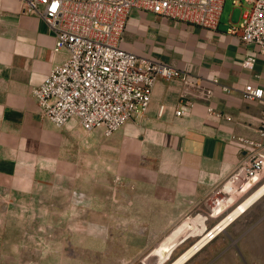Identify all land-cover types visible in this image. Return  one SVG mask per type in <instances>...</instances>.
Returning <instances> with one entry per match:
<instances>
[{
	"label": "crops",
	"instance_id": "obj_1",
	"mask_svg": "<svg viewBox=\"0 0 264 264\" xmlns=\"http://www.w3.org/2000/svg\"><path fill=\"white\" fill-rule=\"evenodd\" d=\"M237 21L230 12L228 20L219 17L210 29L132 9L121 46L189 71L212 92L207 101L192 98L194 104L176 115L182 83L159 79L146 112L105 137L100 129L84 131L76 122L58 127L43 117L31 90L66 51L53 52V31L41 17L25 12L22 0H0V233L14 237L0 246L39 255L37 261L20 252L11 256L16 264H50L44 259L49 250L62 247L59 240L50 241L53 222L100 214L99 208L84 207L89 200L98 201V194L84 197L89 178L84 170L99 168L101 157L147 187L133 198L125 194V202L136 203H124L117 214L115 209L111 216L119 219L111 221L106 238L94 221L87 223L86 233L75 230L64 247L81 251L58 257L56 264L159 263L189 239L195 238L194 245L264 185V170L243 182L229 179L250 155L236 138L258 139L264 108V100L242 96L249 82L264 88V54L226 33L229 23ZM247 55L255 56L250 68L243 65ZM68 200L74 208H68ZM201 208L204 217L190 215ZM253 211L264 216V194L200 248L214 249L211 264H227L222 263L225 254L236 246L227 231ZM200 249L182 264L197 260ZM200 260L194 264L209 263Z\"/></svg>",
	"mask_w": 264,
	"mask_h": 264
},
{
	"label": "built area",
	"instance_id": "obj_2",
	"mask_svg": "<svg viewBox=\"0 0 264 264\" xmlns=\"http://www.w3.org/2000/svg\"><path fill=\"white\" fill-rule=\"evenodd\" d=\"M231 1L240 13L236 23H229L226 33L264 54V0ZM22 2L25 12L41 17L53 31V52L66 51V57L31 90L41 114L53 125L76 122L84 131L100 129L105 137L111 136L126 121L146 112L159 79H178L182 83L176 115L194 104L192 98L209 99L211 88L198 76L155 57L126 50L121 41L132 9L214 29L224 0ZM254 61V55H247L243 65L250 68ZM242 96L264 100V88L249 82ZM162 109L160 106L159 113ZM207 110L213 112L212 106L207 105ZM256 131L258 139L236 138L249 148L250 155L230 175L231 182H243L264 170V108Z\"/></svg>",
	"mask_w": 264,
	"mask_h": 264
},
{
	"label": "rangeland",
	"instance_id": "obj_3",
	"mask_svg": "<svg viewBox=\"0 0 264 264\" xmlns=\"http://www.w3.org/2000/svg\"><path fill=\"white\" fill-rule=\"evenodd\" d=\"M230 12H232V19L234 21L238 20L240 13L239 8L234 7L232 5L231 0H224L221 16H219L220 21L225 22L226 20H228ZM169 20L180 22L174 19ZM102 155L103 153H101V156ZM84 171L87 174L85 175L89 176L88 180L85 181L86 186L84 187V197L86 198V196L89 197L91 195L98 194V196H94V198L98 197V201L92 202L89 200L85 202L84 207L99 208L100 214L94 216L89 215L83 218L67 217L65 221V218H60V220H58V222H61L60 224L58 222H53L58 226L53 225L51 227L50 241L54 243L59 240L62 244V247L59 249L53 248L49 250L50 253L47 255L49 256V258L46 257L44 259H46V261H50V264H56L58 257H68L76 251H81L77 248L65 249L64 246H67V242H71V240L74 239V237L76 236V234L74 233L75 230L80 233H86L87 229L89 228L86 225L89 221H94L98 223L101 238H106L108 236L109 226L113 225L111 224V221H113L114 219L118 221L119 219L118 216L115 217L111 215L114 213L117 214L118 211L124 207V203H136L135 201L125 202V194L128 195V198H133V194H135L136 192H140L142 186H144V188L147 187L144 182H140L131 176L123 175L122 173H119L113 168H111L107 156L103 158L101 157L99 168H96V170L95 168L92 170L87 169L85 167ZM93 172L95 173L91 175V173ZM67 205L69 209L74 208V202L71 200H68ZM115 209L117 211H115ZM190 215H192V217H204L206 215V209H194ZM255 215L256 211H253L252 213H250V215L241 218L236 225L232 226V228L227 231V235L229 237L236 239L232 242L231 245L236 244V246L234 248H230L229 250H223V252L227 250V254H225V261H222V263L225 262L227 264H264V216ZM183 219H186V217ZM59 225L62 227H59ZM8 235L9 238H5L8 237ZM13 238L14 237H12L11 234L0 233V242L7 239V242L10 243ZM194 239L195 238L189 239L188 241H186V243L179 246L171 254H169L167 257H165L159 263L156 264H170L171 261L177 256H179L183 251H185L189 245H192L191 243L194 241ZM213 250L214 249L207 247L200 249V251L197 253L198 257H196L198 259L193 261L192 264H194V262L196 261H201L200 259L202 258H207V263L209 262L208 264H211L216 259H208V257L212 254ZM84 251L87 252V250ZM20 252L22 253V256L33 257L37 261L39 259V255L37 254V252L32 253L30 249H3V246H0V264H16L15 259H13L11 256L17 257ZM101 252H103L104 257L107 256L106 250H101ZM239 255L242 256V259L239 257ZM223 259L224 258H222V260Z\"/></svg>",
	"mask_w": 264,
	"mask_h": 264
},
{
	"label": "bare ground",
	"instance_id": "obj_4",
	"mask_svg": "<svg viewBox=\"0 0 264 264\" xmlns=\"http://www.w3.org/2000/svg\"><path fill=\"white\" fill-rule=\"evenodd\" d=\"M261 194H264V185L259 187L248 199L243 203L239 209H237L235 212H233L231 215H229L226 219H224L222 222H220L217 226L213 228L209 233L205 234L201 239H199L194 245H192L188 250L183 252L175 261H173L171 264H182V262L190 257L193 253H195L197 250H199L208 240H210L217 232H219L229 220L233 219V217L239 213L240 211H243L247 204L252 202L253 200L259 198Z\"/></svg>",
	"mask_w": 264,
	"mask_h": 264
}]
</instances>
